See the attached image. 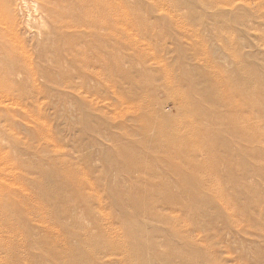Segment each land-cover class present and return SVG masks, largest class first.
<instances>
[{"label": "rangeland", "instance_id": "rangeland-1", "mask_svg": "<svg viewBox=\"0 0 264 264\" xmlns=\"http://www.w3.org/2000/svg\"><path fill=\"white\" fill-rule=\"evenodd\" d=\"M0 264H264V0H0Z\"/></svg>", "mask_w": 264, "mask_h": 264}, {"label": "bare ground", "instance_id": "bare-ground-1", "mask_svg": "<svg viewBox=\"0 0 264 264\" xmlns=\"http://www.w3.org/2000/svg\"><path fill=\"white\" fill-rule=\"evenodd\" d=\"M70 18V17H69ZM68 24H70L69 22H67ZM192 98H190V100H191ZM190 100H189V98L186 96L185 97V101H184V104H191V102H190ZM192 101V100H191Z\"/></svg>", "mask_w": 264, "mask_h": 264}]
</instances>
